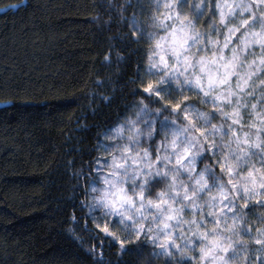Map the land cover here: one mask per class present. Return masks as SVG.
Here are the masks:
<instances>
[{"label":"clouds","instance_id":"1","mask_svg":"<svg viewBox=\"0 0 264 264\" xmlns=\"http://www.w3.org/2000/svg\"><path fill=\"white\" fill-rule=\"evenodd\" d=\"M104 9L105 24L133 21L114 53L131 75L93 158L68 162L78 179L67 235L111 246V264H264V0ZM86 87L90 113L117 91L99 77Z\"/></svg>","mask_w":264,"mask_h":264},{"label":"trees","instance_id":"2","mask_svg":"<svg viewBox=\"0 0 264 264\" xmlns=\"http://www.w3.org/2000/svg\"><path fill=\"white\" fill-rule=\"evenodd\" d=\"M105 2L0 0V264H93L88 247L115 260L111 246L81 247L66 233L78 179L68 162L93 158L96 128L131 75L114 53L133 21L105 24ZM97 77L117 91L90 113L84 92Z\"/></svg>","mask_w":264,"mask_h":264},{"label":"snow or ice","instance_id":"3","mask_svg":"<svg viewBox=\"0 0 264 264\" xmlns=\"http://www.w3.org/2000/svg\"><path fill=\"white\" fill-rule=\"evenodd\" d=\"M145 91H147V89H145ZM101 231H103V232H107L108 229L105 227V228L101 229ZM121 246H123V242H122V241H121Z\"/></svg>","mask_w":264,"mask_h":264}]
</instances>
